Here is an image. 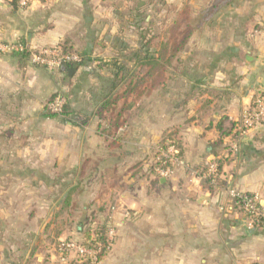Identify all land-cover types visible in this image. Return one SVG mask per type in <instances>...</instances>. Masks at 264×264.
I'll return each instance as SVG.
<instances>
[{"label": "crops", "instance_id": "crops-1", "mask_svg": "<svg viewBox=\"0 0 264 264\" xmlns=\"http://www.w3.org/2000/svg\"><path fill=\"white\" fill-rule=\"evenodd\" d=\"M140 1L126 27L111 0L24 8L0 0V43L38 51L68 41L88 56L68 73L0 50V264H92L59 243L82 238L84 221L104 220L116 235L99 264H264V230L228 192L264 196V120L225 164V184L210 189L191 173L214 158L209 144L233 140L235 123L264 96V0H159L171 18L150 28V49L136 18L150 5ZM183 11L188 26L177 28ZM170 35L171 63L149 83L147 54L164 63ZM58 92L69 111L50 116L45 106ZM110 99L116 118L105 121L100 107ZM120 122L128 131L116 140L109 131ZM168 136L185 166L158 178L149 158Z\"/></svg>", "mask_w": 264, "mask_h": 264}, {"label": "built area", "instance_id": "built-area-1", "mask_svg": "<svg viewBox=\"0 0 264 264\" xmlns=\"http://www.w3.org/2000/svg\"><path fill=\"white\" fill-rule=\"evenodd\" d=\"M30 0H20L21 7H27ZM0 50L6 52H30V59L34 64L44 66L51 69L59 70L64 62H79L80 57L76 54H62L55 47L52 49H42L33 51L26 43L15 41L0 44ZM68 100L62 93H58L51 101L46 103L45 109L49 113L62 115L64 106ZM264 120V96L258 94L255 96L253 106L250 105L242 114L240 120L234 125V138L229 142L228 152L231 156L238 154L241 150L242 139L253 129L259 126ZM158 157L155 171L161 177H169L178 166H185L179 150L174 144H167L164 148H158ZM207 170L202 171L199 168H191V173L199 179H210V184L216 186L218 176V163L211 159L205 163ZM232 204L245 214L250 220L253 227L264 230V196L260 192H241L233 187L228 189ZM115 228L108 223L107 231V248L111 249L115 240ZM103 245L98 247H90L78 240H70L61 243L62 252H75L95 264H99L102 260L100 254Z\"/></svg>", "mask_w": 264, "mask_h": 264}, {"label": "trees", "instance_id": "trees-1", "mask_svg": "<svg viewBox=\"0 0 264 264\" xmlns=\"http://www.w3.org/2000/svg\"><path fill=\"white\" fill-rule=\"evenodd\" d=\"M12 3L16 6V7H21L20 6V0H12ZM189 21V17L187 16V13L185 11H183L179 17L177 18V21L175 22V26H177V28L180 25H187ZM188 26V25H187ZM147 45H149V48L151 47V43H154L155 39H156V34L152 33L149 29L148 31V35H147ZM173 38L172 35L169 36V38L166 41V44L162 46V50H161V57L163 55V58L165 59L164 63H158L157 60L155 59V57L150 54V52L147 54V62H146V75L148 77V79L152 78V81L149 83L154 84L155 83V78L154 75L158 72V73H164V71H166V67L167 65H170L171 63V58H172V53L171 51H173L174 47L172 46L173 44ZM21 42V41H20ZM25 43V42H23ZM173 48V49H171ZM58 49L60 50V52L62 54H76L80 57V61L79 62H71V61H66L63 63V65L61 66V70H64L66 72V70L68 68L71 69H76L77 67L84 65V62L86 59H88L86 53L84 51H81L79 49H75L71 44H69L68 41H63L61 44L58 45ZM149 51V50H148ZM23 55H26L28 57H30L31 53L24 51V52H20ZM169 54V58L166 60V56H168ZM114 61V65L119 69V72H123L124 71V66L121 65L120 63H118V61H115L114 59L112 60ZM108 63H103L101 64L102 67H105ZM37 65V64H36ZM60 93V92H58ZM58 93H56L49 101H51ZM63 94V93H62ZM65 95V94H64ZM263 96V94H262ZM254 99L252 100L251 106H253L254 104ZM116 103V99H110L107 100V102L105 103V106H103L104 108H106L107 106L112 107V105ZM69 111V105L68 102L67 104L64 106V110L62 115L59 114H55V113H48V115L50 116H64L67 115ZM115 130L119 129V125L115 124L114 125ZM167 144H174L176 145L177 149L179 150V154L181 155V151H180V145L178 144V142L175 140V138L168 136L165 139H163L159 144H158V148H164ZM242 145V144H241ZM222 147V148H220ZM242 147V146H241ZM222 149V152L219 150ZM229 148V144L227 145H222V142H216V143H212L209 144L208 146V151L210 153H212L214 155V160L218 163V176L216 177L217 179V185L220 184H225V180L223 178L224 176V166L227 163V161L231 158V154L227 151ZM159 165V163L156 162V164L153 165V171H155V166ZM207 166L204 164L203 166H201L199 169H201L202 171L207 170ZM156 172V171H155ZM158 178H160L161 176H159L157 174ZM207 187H209L210 189H213L215 186L210 184V179H202L201 180ZM70 202V198H67V203L69 204ZM108 221L104 220V221H99L97 222V224L92 228V229H85L84 225H79L78 226V230L83 234L82 240H78L83 242L84 244L90 246V247H98V244L101 243L103 245L102 251H101V258L104 257V255L106 253H108L111 249L107 248V231H108Z\"/></svg>", "mask_w": 264, "mask_h": 264}, {"label": "rangeland", "instance_id": "rangeland-1", "mask_svg": "<svg viewBox=\"0 0 264 264\" xmlns=\"http://www.w3.org/2000/svg\"><path fill=\"white\" fill-rule=\"evenodd\" d=\"M112 1H113L114 5L116 7V13H118V15H120V16L117 17V19L119 21H121V24H123L124 26L128 27L129 23L131 22L130 25H132V21L133 20H130V19L126 18V17L132 16V15L134 16V14L136 13L135 10H136L138 4L141 1L140 0H111V2ZM142 1H144V0H142ZM146 2L148 3V5H150V7L148 8V10L146 12L141 13L140 17H136L137 18V23H140V25L143 27V29H144V27H146L148 29L155 28L156 26L159 27V26L163 25L162 23L166 24V22L169 21V19L171 18V7L168 4H166V2H161L159 0L158 1H156V0H147ZM147 15L150 16L149 20H148L149 22L145 21V18H146ZM0 44H5V43H0ZM52 48H55V47H51V48H47V49H52ZM42 49H46V48H41L39 50H42ZM48 69L49 70H57V69H51V68H48ZM66 98L68 100L67 96H66ZM105 103H103L101 105V107H100V110L102 109L101 110V114L104 115V118L106 120L103 117H102V119H104L105 121H110V120L114 121V118H116V117L112 118V115H111L110 111L108 110V109H110L112 107L107 106L106 108H104L103 106H105ZM117 124L119 125L118 132H115V130H112V129H111V131H109L110 137H112V138H114L116 140L120 139L121 136L124 133H126V131H128V128H127V125H125V122H120V123H117ZM157 149H158V146H157V148H154L152 150L151 157L149 158V165L151 166V168H153V165L156 164V162H157V157H158V150ZM67 212H68L67 213L68 215H71L70 210H68ZM96 213H98V212H96ZM76 217L80 218L79 215L76 216ZM94 219H96V217ZM75 223H79V221L76 220ZM83 225H84L85 229H89V228L92 229L95 226V225H93V223H91V221L90 222L89 221H84ZM115 234H116V230H115ZM70 240H82V238H81V236H77L76 235L74 237H71V238L69 237L68 239H64V240H62L59 243V249H60L61 243L67 242V241H70ZM68 254H69V257H71V258L76 257V258L85 259V258H83L81 256H78L75 252H68ZM85 260H87V259H85ZM87 261L93 264V262H91L89 260H87Z\"/></svg>", "mask_w": 264, "mask_h": 264}, {"label": "water", "instance_id": "water-1", "mask_svg": "<svg viewBox=\"0 0 264 264\" xmlns=\"http://www.w3.org/2000/svg\"><path fill=\"white\" fill-rule=\"evenodd\" d=\"M73 72V70L71 69V68H68V73H72ZM164 180H162V182H163Z\"/></svg>", "mask_w": 264, "mask_h": 264}]
</instances>
